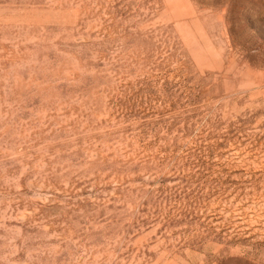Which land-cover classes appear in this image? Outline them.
<instances>
[{
  "label": "rangeland",
  "instance_id": "374dc122",
  "mask_svg": "<svg viewBox=\"0 0 264 264\" xmlns=\"http://www.w3.org/2000/svg\"><path fill=\"white\" fill-rule=\"evenodd\" d=\"M0 264H264V0H0Z\"/></svg>",
  "mask_w": 264,
  "mask_h": 264
}]
</instances>
